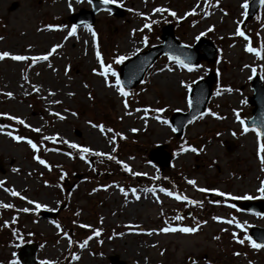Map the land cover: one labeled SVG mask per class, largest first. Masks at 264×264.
<instances>
[{"label":"rangeland","instance_id":"obj_1","mask_svg":"<svg viewBox=\"0 0 264 264\" xmlns=\"http://www.w3.org/2000/svg\"><path fill=\"white\" fill-rule=\"evenodd\" d=\"M244 3L117 0L114 5L126 12L124 17L101 11L94 25L77 27L69 36L68 18L91 9L88 0H0V52L31 58L48 55L60 45L47 60H0V205L13 206L0 207V264H20L18 253L24 242L4 240L17 222L25 223L30 231L28 241L39 245V264H112L111 257L125 264H264V248L253 249L247 241L242 245L233 239V233L243 239L253 227L264 228V216L230 207L234 201L259 203L264 198L231 200L213 191H199L216 189L259 197L257 188L264 180L260 162L264 153L258 151L264 140L254 131L245 133L236 119L237 113L243 121L253 115L247 103L253 95V68L264 83V4L247 21ZM156 8L169 11L154 12ZM173 11L175 17L170 14ZM151 21H156L151 29L144 28ZM167 23L188 46H195V37L204 32L201 37L219 48L217 59L202 61L188 71L161 56L142 83L124 89L128 95L121 96L116 77L99 75L103 69L96 52L118 75L123 62L162 43L161 29ZM238 28L247 40L237 34ZM248 46L260 49L261 56L248 52ZM117 56L127 59L116 64ZM211 73L217 79L207 114L190 123L178 138L169 119L176 112L190 110L192 87ZM161 108L163 112L157 111ZM25 128L26 137L21 132ZM33 132L55 139L32 141ZM15 136L25 139L17 141ZM28 140L37 145L36 150ZM65 140L92 151L81 159L79 149L68 147ZM159 146H165L172 157L163 170L151 161ZM189 146L198 151L191 152ZM181 147L189 150L182 152ZM97 152L106 155L97 156ZM103 159L112 161L105 164ZM167 176L169 185L165 184ZM12 191L20 195L13 196ZM167 192L188 200H177ZM36 203L46 207L36 209ZM43 211L55 217L44 218ZM232 218L244 224L247 232L226 223ZM163 227L177 231L160 232ZM181 227L198 230L183 233Z\"/></svg>","mask_w":264,"mask_h":264},{"label":"water","instance_id":"obj_2","mask_svg":"<svg viewBox=\"0 0 264 264\" xmlns=\"http://www.w3.org/2000/svg\"><path fill=\"white\" fill-rule=\"evenodd\" d=\"M92 6V10H82L80 13L69 17L68 21L77 26L85 24L93 25L96 14L101 10L110 11L117 17L125 15V12L119 7L112 4H103L100 0H92ZM261 6V0H252L247 13V19H252ZM161 40L163 44L137 54L121 66L122 82L128 89L139 85L157 58L162 55H176L182 59L190 58V62L198 66L201 61L211 63L217 59V48L211 41L201 38L195 46L185 45L176 38L172 25H167L162 29ZM201 50L203 54H200ZM215 82V74H209L206 79L197 81L191 90L192 106L190 107V111L187 113L177 112L172 115L170 122L176 129L175 132L178 138L183 135L188 124L201 116V113L204 115L207 112V105L212 97ZM252 90L253 96L248 100V103L254 107L253 116L250 119H246L245 124H247L249 130H252L255 123L261 131H264V85L259 74H256L255 79L252 80ZM261 138L264 139V137ZM164 148L165 146H159L152 152L151 156L152 161L157 162L162 169L170 166L172 161L171 155ZM235 205L242 211L264 215V202H235ZM43 216L50 217L52 213L43 212ZM250 236L258 243H264V228H252ZM37 251L38 246L36 244H25L19 252L21 264H38ZM110 260L112 264H125L118 263L117 257H112Z\"/></svg>","mask_w":264,"mask_h":264},{"label":"snow or ice","instance_id":"obj_3","mask_svg":"<svg viewBox=\"0 0 264 264\" xmlns=\"http://www.w3.org/2000/svg\"><path fill=\"white\" fill-rule=\"evenodd\" d=\"M79 2V0H78ZM88 2L91 4L92 3V0H88ZM101 3L103 4H115L117 3V0H100ZM261 3L264 4V0H261ZM68 7L71 9L72 5L69 4ZM244 8H247L248 7V3H247V0H245V3L243 5ZM154 12H160V13H163V12H166V11H169L168 9H165V8H156L153 10ZM193 13H194V10H193ZM170 14L175 17L176 16V13L173 11V12H170ZM208 13L205 12V15H207ZM187 15V14H186ZM183 17H181L182 19ZM153 23H156V21H151L149 23H145L144 24V28H148V29H151V26ZM48 28H56V27H59V26H53V25H48L47 26ZM89 30H91L89 28ZM77 31V26L76 25H72L71 27V31L68 33L69 36L71 35H74ZM237 34L244 37L246 40L248 39V37L245 36V33L243 31H241L239 28L237 29ZM92 35L93 37L96 36V33L95 32H92ZM205 33L204 32H201L198 36L195 37L196 40H199L201 36H204ZM147 36H145L143 38V42L144 43H147ZM60 47V45H55L51 52H55L56 51V48ZM246 50L250 53H255L257 56H261V50L260 49H257V48H254V47H251V46H248L246 48ZM138 51V50H137ZM51 52L48 53V55H51ZM48 55H42V56H33V57H28V56H24V55H11L9 52L7 51H4V52H0V60H3L4 58L6 57H10L12 60H15V61H25V60H29L31 59L33 63H35L37 60H47L48 59ZM96 58L97 60L100 61V66L101 68L103 69L101 72H99V75H101L102 77H105L107 78L108 74L110 73L111 76L113 77H116V80H115V83L117 85V88H118V91L120 93L121 96H127L128 93L125 92L123 86H122V82L121 80L119 79L116 71L112 68L111 65H105L103 60L101 59V54L99 51L96 52ZM127 57L125 56H117L115 57V63L116 64H120L122 63L124 60H126ZM169 59H172L174 60L176 63H178L180 65L181 68H186L188 71H192L194 68L196 67H199L198 65H195L193 63L190 62V58L189 59H182L180 56H176V55H170L169 56ZM171 70V69H169ZM95 71V69H94ZM252 72L253 74H255L256 72V69L253 68L252 69ZM185 87H190L188 85H185ZM227 91H232L231 88H228ZM217 95H219V93H216ZM6 95L8 96H11L12 94L11 93H7ZM189 103V107L192 106V101L189 100L188 101ZM125 107H127V103H125ZM157 111H160V112H163L164 109H157ZM58 115V114H57ZM73 115H75V113H73ZM201 115H203V113H201ZM212 116H216L217 114L212 112L211 113ZM61 119H63V117H60ZM195 118V117H194ZM12 119H17L18 122L20 124H24L25 122L22 120V119H19V118H16V117H12ZM236 119L240 121V123L244 126L243 127V131L245 133H247L249 131V127L247 126V124H245V122L243 120L240 119V116L239 114L237 113L236 115ZM162 123H165L167 124L168 121L164 120L162 121ZM93 127H97V125H92ZM100 127V131L103 132L105 131V129L103 128V126H99ZM35 131L39 132L40 129H34ZM108 131H111V129H109ZM132 131H136V129H133ZM172 131H176L175 128L172 129ZM252 131H254L256 133V136L257 138L259 139L260 137H264V131H261L256 125L255 123L253 124V127H252ZM9 136H12V133L9 132L8 133ZM233 135H235V133H233ZM13 139L17 140V141H21V140H24L25 138L24 137H21V136H15L13 137ZM44 140H48V139H55V137H43ZM27 143L31 146V148L33 150H36L37 149V145L35 143H33L31 140H28ZM63 143L65 144H68V147L70 148H73V149H79V152H80V155H81V158L83 159L84 158V153H90L92 150L87 148V147H81L75 143H69L68 141H63ZM189 149L191 152L193 153H196L198 151V149L196 147H191L189 146ZM189 149H185L184 147H181L180 151H186V150H189ZM259 153H264V142H261L259 144V149H258ZM95 155L97 156H105L106 154L103 153V152H97L95 153ZM36 160H38V162L42 165H45L46 167H49L47 164H46V161L43 160V159H40L39 156H36L34 157ZM109 159H115V157H111L109 156ZM260 162L262 165H264V155H260ZM125 168L127 169V166H125ZM130 170V169H128ZM13 171H16V169H13ZM133 175H140V173H133ZM61 179H63V176L60 177ZM189 184H192V185H195V181L193 180H189L188 181ZM0 184H2V182H0ZM134 191V190H133ZM162 191H164L162 189ZM199 191L201 192H207V191H213L216 193V195L220 196V197H229L231 200H255L257 198H264V180H262L260 182V186L257 188V192L259 193V197L257 196H254V195H248V194H245V195H242V196H236V195H232L231 193H225V192H222V191H219V190H216V189H205V188H200ZM168 196H174L175 199L177 200H188V197L186 196H180L178 194H174L173 192H167L166 193ZM11 195L13 196H19L20 194L18 192H15V191H12L11 192ZM190 203H197L196 201H189ZM28 203H34L33 201H28ZM215 203L219 204L221 203V201L217 200L215 201ZM0 207H4V208H11L13 207L12 205L10 204H2L0 205ZM35 207L36 209H40L42 207H46L44 205H41L39 203H36L35 204ZM230 207L232 208H236V205L235 204H231ZM22 211L24 212H29L30 209L29 208H23ZM257 215H260V213H257ZM177 219H180V217H177ZM213 219H216V220H220L221 218L220 217H214ZM226 223L228 224H235L236 228H240V229H243L245 231V233L247 232V229L245 227L244 224H241L240 222L236 221L235 218H232V219H229L226 221ZM57 227H59V225H57ZM87 227V226H85ZM197 227H181L179 228V231L180 232H183V233H195L197 231ZM160 232H163V233H168V232H175L177 231L176 228H173V227H163L159 230ZM99 231H96L94 233V235H99ZM151 234V233H149ZM91 238V237H90ZM89 238V239H90ZM233 239L237 240V242L239 244H245V242L247 241L250 246L253 248V249H262L264 248V243H258L255 239H253L250 235H246L245 238L243 239H239L237 238L236 234L233 233ZM87 243V241H85V244ZM84 245H81V247H83ZM13 255H15V253H13ZM236 255H239V253H236ZM74 259H78V257H73ZM12 264H18L17 261H13ZM41 264H52V262H46V261H41ZM193 264H196L195 261H193Z\"/></svg>","mask_w":264,"mask_h":264},{"label":"trees","instance_id":"obj_4","mask_svg":"<svg viewBox=\"0 0 264 264\" xmlns=\"http://www.w3.org/2000/svg\"><path fill=\"white\" fill-rule=\"evenodd\" d=\"M21 132H22L23 135H25L26 132H28V129L25 128ZM26 136H29V135H25V137ZM31 138H32V141L43 140L42 134L36 133V132L35 133L33 132V135H32ZM79 157L81 158L80 152H79ZM84 157H87V153H84ZM103 161L106 164V163H108L109 161H112V160L103 159ZM161 179H162V177H161ZM161 179H160V181H161ZM165 180H166L165 184L168 183V185H169L170 177L167 176V178H165ZM29 232L30 231H26V229H25V223L17 222L15 225L10 226V228L8 229V232L5 234L7 239H5V237H4V240L7 241V242H10V243H12V242H14V243H16V242L22 243V242H25V241L29 240V239H27Z\"/></svg>","mask_w":264,"mask_h":264},{"label":"bare ground","instance_id":"obj_5","mask_svg":"<svg viewBox=\"0 0 264 264\" xmlns=\"http://www.w3.org/2000/svg\"><path fill=\"white\" fill-rule=\"evenodd\" d=\"M171 130V128L169 129V131ZM172 131V130H171ZM92 137H96L95 134H92ZM145 204V201L143 202Z\"/></svg>","mask_w":264,"mask_h":264}]
</instances>
